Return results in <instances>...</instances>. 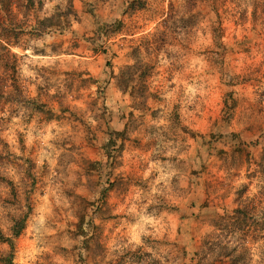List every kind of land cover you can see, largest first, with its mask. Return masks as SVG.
Wrapping results in <instances>:
<instances>
[{
  "label": "rangeland",
  "instance_id": "1",
  "mask_svg": "<svg viewBox=\"0 0 264 264\" xmlns=\"http://www.w3.org/2000/svg\"><path fill=\"white\" fill-rule=\"evenodd\" d=\"M263 152L264 0H0V264H264Z\"/></svg>",
  "mask_w": 264,
  "mask_h": 264
},
{
  "label": "trees",
  "instance_id": "2",
  "mask_svg": "<svg viewBox=\"0 0 264 264\" xmlns=\"http://www.w3.org/2000/svg\"><path fill=\"white\" fill-rule=\"evenodd\" d=\"M71 2V1H70ZM71 12V10H70ZM56 16L55 15H52L50 17H47L45 19H38V24H39V32H43L46 28H47V25H45V22L46 20H53V18H55ZM261 170L260 172L262 174H264V152H263V155H262V158H261V162L259 164ZM253 200V198H251L248 202H245L244 203V206H240V207H237L235 210H234V224L237 225V228L238 229H247L249 227V220L252 218L253 220L251 221L253 224H258V225H263L264 223L262 221H264V209L263 210H257L256 207H253L251 204H250V201ZM263 203H264V200H263ZM249 211H252L253 212V216L251 217L249 215ZM24 224V220L21 221V225L18 226L15 230H14V234H15V237L20 235L21 233V229L23 228V225ZM257 226V225H256ZM6 237L3 235V233L1 232L0 230V239L2 240H6L8 242H10L11 246L13 247V243L11 242V239H5ZM2 261L5 262L6 264H11L12 263V254L6 256V257H3L2 258Z\"/></svg>",
  "mask_w": 264,
  "mask_h": 264
}]
</instances>
